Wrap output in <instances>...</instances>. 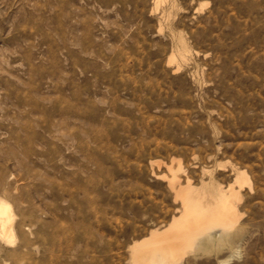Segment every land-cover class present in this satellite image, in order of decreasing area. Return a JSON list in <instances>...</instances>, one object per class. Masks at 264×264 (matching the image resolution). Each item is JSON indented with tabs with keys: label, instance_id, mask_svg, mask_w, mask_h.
Masks as SVG:
<instances>
[{
	"label": "rangeland",
	"instance_id": "374dc122",
	"mask_svg": "<svg viewBox=\"0 0 264 264\" xmlns=\"http://www.w3.org/2000/svg\"><path fill=\"white\" fill-rule=\"evenodd\" d=\"M183 196L170 264H264V0H0V264H143Z\"/></svg>",
	"mask_w": 264,
	"mask_h": 264
},
{
	"label": "bare ground",
	"instance_id": "6f19581e",
	"mask_svg": "<svg viewBox=\"0 0 264 264\" xmlns=\"http://www.w3.org/2000/svg\"><path fill=\"white\" fill-rule=\"evenodd\" d=\"M236 178L240 180L247 178L245 171H238ZM234 191L229 186L225 190L220 188L218 192V202L222 207L224 216H227L226 212L231 208L228 197L231 194L234 195ZM10 207L5 199L0 198V236L7 240L13 238L11 223L13 213H11ZM196 208V203H190L187 197L183 196L182 208L178 216L173 217L164 228L151 230L142 239L132 243L133 261L142 262L143 264H170L177 261L179 253L186 246H190L197 237L206 239L207 243L211 242L213 244L221 239L223 233L220 228H214L209 224H203L195 220L191 222L193 220L192 212ZM220 216L222 217V215ZM217 217L219 218V216ZM226 261L227 258L220 259L219 263L225 264Z\"/></svg>",
	"mask_w": 264,
	"mask_h": 264
}]
</instances>
